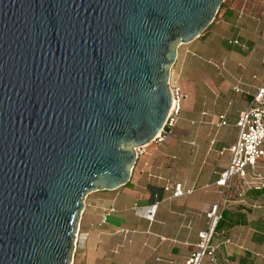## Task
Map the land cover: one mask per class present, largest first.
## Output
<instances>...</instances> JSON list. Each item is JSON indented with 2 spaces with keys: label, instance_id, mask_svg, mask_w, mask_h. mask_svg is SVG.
<instances>
[{
  "label": "water",
  "instance_id": "water-1",
  "mask_svg": "<svg viewBox=\"0 0 264 264\" xmlns=\"http://www.w3.org/2000/svg\"><path fill=\"white\" fill-rule=\"evenodd\" d=\"M223 1L0 0V264H71L85 196L129 180Z\"/></svg>",
  "mask_w": 264,
  "mask_h": 264
},
{
  "label": "crops",
  "instance_id": "crops-1",
  "mask_svg": "<svg viewBox=\"0 0 264 264\" xmlns=\"http://www.w3.org/2000/svg\"><path fill=\"white\" fill-rule=\"evenodd\" d=\"M170 76L188 95L176 124L144 147L125 184L85 196L71 264H186L218 201L216 264H264V189L242 192L234 177L220 199L215 183L229 164L238 113L264 79V0H224L213 22L178 47ZM257 170L264 176V157Z\"/></svg>",
  "mask_w": 264,
  "mask_h": 264
},
{
  "label": "built area",
  "instance_id": "built-area-1",
  "mask_svg": "<svg viewBox=\"0 0 264 264\" xmlns=\"http://www.w3.org/2000/svg\"><path fill=\"white\" fill-rule=\"evenodd\" d=\"M229 43H238L235 39L228 40ZM171 104L167 117L157 134L152 140L141 147L136 148V156L144 152L147 145H158L163 142L171 132L172 127L176 124L180 113L183 109L184 101L188 95L179 85L170 83ZM227 122L223 115H219L217 125H225ZM237 138L233 145L230 146V160L228 166L220 172L216 184L221 187L220 199L223 189L226 188L230 180L238 177L241 181L242 192L248 190L264 189V176L257 170V161L264 157V149L261 147L264 139V79L257 87L255 94L252 96L250 104L239 111L237 120ZM170 189L169 186L165 187ZM187 193L191 189L185 190ZM184 193L181 184H174L173 196H180ZM154 208L146 212V217L153 219ZM208 223L207 228L198 233L197 250L193 251L186 264H203L205 258H208L206 264H216L215 251L217 245L212 243L218 223L222 218L220 201L213 204L206 213ZM105 220V218H104ZM78 231L75 233L74 252L78 246ZM228 242V239H226Z\"/></svg>",
  "mask_w": 264,
  "mask_h": 264
},
{
  "label": "rangeland",
  "instance_id": "rangeland-1",
  "mask_svg": "<svg viewBox=\"0 0 264 264\" xmlns=\"http://www.w3.org/2000/svg\"><path fill=\"white\" fill-rule=\"evenodd\" d=\"M170 83L175 84V85H179L182 88V86L180 85V81L178 79L174 78L173 76L172 77L170 76ZM182 89H183V91H185L184 88H182ZM228 129H232V126L231 125L228 126Z\"/></svg>",
  "mask_w": 264,
  "mask_h": 264
},
{
  "label": "trees",
  "instance_id": "trees-1",
  "mask_svg": "<svg viewBox=\"0 0 264 264\" xmlns=\"http://www.w3.org/2000/svg\"><path fill=\"white\" fill-rule=\"evenodd\" d=\"M221 6V5H220Z\"/></svg>",
  "mask_w": 264,
  "mask_h": 264
}]
</instances>
